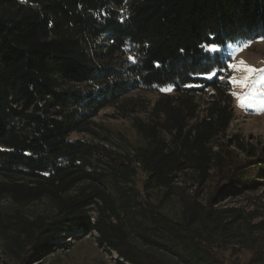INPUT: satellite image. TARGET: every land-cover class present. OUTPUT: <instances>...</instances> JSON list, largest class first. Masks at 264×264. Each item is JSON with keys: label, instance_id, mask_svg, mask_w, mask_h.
Masks as SVG:
<instances>
[{"label": "trees", "instance_id": "trees-1", "mask_svg": "<svg viewBox=\"0 0 264 264\" xmlns=\"http://www.w3.org/2000/svg\"><path fill=\"white\" fill-rule=\"evenodd\" d=\"M258 39L264 0H0L5 257L27 264L80 235L122 264H241L244 251L264 264V220L220 206L264 184V141L230 134L226 54ZM107 109L137 144L109 145L95 121Z\"/></svg>", "mask_w": 264, "mask_h": 264}, {"label": "rangeland", "instance_id": "rangeland-1", "mask_svg": "<svg viewBox=\"0 0 264 264\" xmlns=\"http://www.w3.org/2000/svg\"><path fill=\"white\" fill-rule=\"evenodd\" d=\"M226 54L230 58V64L240 68V62H243L244 67L255 69V73L249 74L243 70H231L234 107L236 119L231 126L230 134L240 135V138L251 145H257L264 141V39L254 41H240L231 44L226 49ZM229 64V65H230ZM247 87L242 86L241 81H245ZM171 91V89H169ZM161 94L163 92H160ZM158 94H143L146 100L154 101ZM244 104L241 106V99ZM112 110H104L95 121L101 127L103 137L111 139L113 143L110 146L120 147L132 146L139 142V137L132 126V119L113 118ZM120 137H123L121 140ZM186 179V177H184ZM188 179V185L191 186V191L197 189L195 182ZM264 182V178L258 179ZM207 184L202 189L200 194L201 199H205L209 193ZM199 188V187H198ZM220 206L225 208H236L252 221L257 224L264 220V184L256 190L246 192L241 196L226 197L222 199ZM217 207V206H216ZM0 209L11 210L12 205L7 201L0 199ZM29 214L44 213L49 210L46 203L30 205L25 208ZM163 209L173 214L175 208L171 203H165ZM81 237V238H80ZM59 244V252L46 258H38L29 261L27 264H122L116 254L109 253L105 249L99 247L93 236L82 237L80 235H70L64 239L56 241ZM238 261L245 264L248 252H239ZM0 264H16L8 260L0 250Z\"/></svg>", "mask_w": 264, "mask_h": 264}, {"label": "snow or ice", "instance_id": "snow-or-ice-1", "mask_svg": "<svg viewBox=\"0 0 264 264\" xmlns=\"http://www.w3.org/2000/svg\"><path fill=\"white\" fill-rule=\"evenodd\" d=\"M205 50L208 51V52L216 53V52H218V47L216 46L215 43H211L210 45H208V46L205 47ZM228 67H229L230 69H232V70H243V71H246V72L249 73L250 75L253 74V73H255V71H256V70L253 69V68H250V67H244V66H243V62H240V68H239V69H238V67H237L236 65H231V64H230ZM215 75H216V73H215V72H212V73H210L206 78H207V79H212L213 76H215ZM232 83L235 84L236 81L233 80ZM240 83L242 84V86L247 87L246 80H245V81H241ZM240 99H241V106H243V104H244V100H243V98H240Z\"/></svg>", "mask_w": 264, "mask_h": 264}, {"label": "built area", "instance_id": "built-area-1", "mask_svg": "<svg viewBox=\"0 0 264 264\" xmlns=\"http://www.w3.org/2000/svg\"><path fill=\"white\" fill-rule=\"evenodd\" d=\"M115 254V253H114Z\"/></svg>", "mask_w": 264, "mask_h": 264}]
</instances>
